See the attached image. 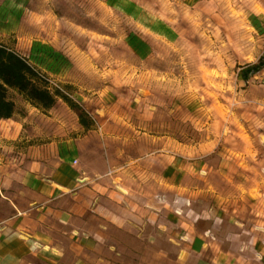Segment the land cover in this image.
<instances>
[{
  "label": "rangeland",
  "instance_id": "374dc122",
  "mask_svg": "<svg viewBox=\"0 0 264 264\" xmlns=\"http://www.w3.org/2000/svg\"><path fill=\"white\" fill-rule=\"evenodd\" d=\"M0 45L79 107L58 99L45 111L10 91L0 165L84 137L89 171L139 160L159 174L161 155L212 166L220 153L241 168L242 155L264 158V69L241 75L264 57V0H0Z\"/></svg>",
  "mask_w": 264,
  "mask_h": 264
},
{
  "label": "crops",
  "instance_id": "0c3cea01",
  "mask_svg": "<svg viewBox=\"0 0 264 264\" xmlns=\"http://www.w3.org/2000/svg\"><path fill=\"white\" fill-rule=\"evenodd\" d=\"M87 141L45 144L17 169L0 165V264H264L263 157L242 155L241 168L220 153L212 166L161 155L159 174L139 160L89 171Z\"/></svg>",
  "mask_w": 264,
  "mask_h": 264
},
{
  "label": "trees",
  "instance_id": "16d2710c",
  "mask_svg": "<svg viewBox=\"0 0 264 264\" xmlns=\"http://www.w3.org/2000/svg\"><path fill=\"white\" fill-rule=\"evenodd\" d=\"M264 69V57L257 64L247 66L241 71L243 79L248 82L251 76ZM15 91L26 98L35 107L49 111L62 99L72 109L79 107L60 90L54 91L42 79L41 74L16 51L0 45V122L11 120L17 114V107L9 97V92ZM80 124L90 130L92 122L87 120L84 111L79 113Z\"/></svg>",
  "mask_w": 264,
  "mask_h": 264
},
{
  "label": "built area",
  "instance_id": "2783aa9c",
  "mask_svg": "<svg viewBox=\"0 0 264 264\" xmlns=\"http://www.w3.org/2000/svg\"><path fill=\"white\" fill-rule=\"evenodd\" d=\"M159 200L162 202V203H165L166 202V200H165V197H159ZM178 200H176L175 201V204H178ZM174 214L176 215V216H178V217H180V216H182V214H183V211H182V209L181 208H176L175 210H174Z\"/></svg>",
  "mask_w": 264,
  "mask_h": 264
}]
</instances>
